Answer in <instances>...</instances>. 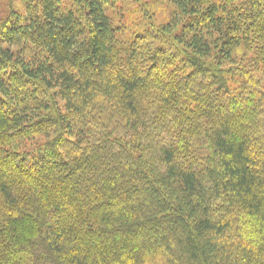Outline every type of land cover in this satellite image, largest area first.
Instances as JSON below:
<instances>
[{"label": "trees", "instance_id": "1", "mask_svg": "<svg viewBox=\"0 0 264 264\" xmlns=\"http://www.w3.org/2000/svg\"><path fill=\"white\" fill-rule=\"evenodd\" d=\"M172 2L0 10V264H264V0Z\"/></svg>", "mask_w": 264, "mask_h": 264}, {"label": "rangeland", "instance_id": "2", "mask_svg": "<svg viewBox=\"0 0 264 264\" xmlns=\"http://www.w3.org/2000/svg\"><path fill=\"white\" fill-rule=\"evenodd\" d=\"M7 5L8 0H0L1 11L7 8ZM127 5H129L127 6L128 14L126 20L123 21L129 30L145 29L163 33L168 28L180 26L184 18L172 0H127ZM178 28L180 29L181 26ZM14 48L19 49L20 46ZM28 48L35 52L40 50L34 45H29ZM25 54L30 53L26 51Z\"/></svg>", "mask_w": 264, "mask_h": 264}]
</instances>
